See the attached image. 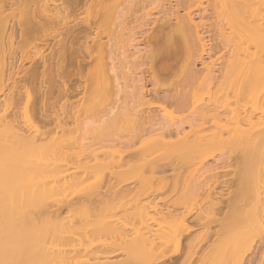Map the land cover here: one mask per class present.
Instances as JSON below:
<instances>
[{"label": "bare ground", "instance_id": "1", "mask_svg": "<svg viewBox=\"0 0 264 264\" xmlns=\"http://www.w3.org/2000/svg\"><path fill=\"white\" fill-rule=\"evenodd\" d=\"M176 1V5H180L183 10H174L172 18L167 14V16L161 17L160 20L158 17V19L156 18L157 20L153 19V22H159L160 24L151 26L152 28L149 27L150 34L146 31L151 42L147 55L149 61L146 63L147 60L144 58L140 60L143 61L144 59L145 62H142L145 63L143 64L144 66L151 64L148 67L149 69L144 67L150 71V77H156L164 71L169 74L171 70L172 74H177V72L174 73L173 71L175 68H173V65L176 62L182 63L174 65L176 67L178 65V73H180L179 67L185 68L183 73L186 74V77L182 81V88L179 89L178 86H175L176 88H171L172 91L161 92L157 88L151 87V89H148L147 84H140V88L139 86L135 88L134 85L133 89V87H130L133 82L131 83L132 85L127 83L129 80H126L128 77H125L127 71L130 70V63H124L126 59L124 57L125 51L121 47H124V42L129 38V33L133 34L134 32L129 25L133 22H130L131 16L138 11L134 9L139 4V1L130 0L127 4L121 5L119 0H72L71 7L73 9L85 5H96L98 7V10H94L93 14H90L83 22L77 23L78 20H76L77 22L71 21L65 13L66 11H59V7L54 0H0V54H2L0 57L4 59V56L9 52H12V54L16 52V61L18 59L17 62L19 63L17 64L12 59V62L14 61L17 64L16 74L26 67L24 69L26 72L22 71L24 73H19V75H22V78L25 75L27 78L24 77V82L29 81L28 83L31 86L33 85V94L31 90L30 93L26 89L23 97L24 93L22 90L24 85L21 84L23 82V80L21 81L22 78L16 77L18 83L20 81V86H17L18 83L13 76L15 71L12 72L10 71L11 69H8V74L5 72V65L10 66L12 62H4L0 58V264H82L83 260L80 261L78 255L86 249L83 240L87 243V235L85 236L84 233L87 228L84 227L86 229H82L85 224L83 223L81 226L80 223L82 228L77 229L76 223L78 222L75 214L69 215L67 222L62 225L56 223V218L58 219L60 213L62 214V208L66 207L70 210L72 205L67 200L61 204L58 203L60 202L59 198H52L54 195L58 196L61 189H65L59 188V186L72 183L77 172H90L97 168L103 158L107 160L105 158L107 153L109 154L106 155L107 157L112 155L110 150L108 152V149L120 146V143L132 142L128 144V147L131 145L134 148L137 143L140 145L142 142H150L161 136L164 145H169L168 148L172 144V147L174 145L177 146L175 144L177 142L179 145L184 143L188 146V142L190 143L191 141L188 138L189 132L192 131L189 129L193 128V126L200 128L196 131L199 135L202 132L206 133V129L208 132L210 128L204 127L206 125V110L214 111L220 118L225 110L222 104L226 101V99L225 101L223 100L224 102L221 101L223 96L221 98L220 96L216 97V99L221 101V105L219 103H216L219 104L216 105L215 101L214 104L212 103V97L209 96L206 99L204 94L206 91L201 96L199 94L201 92H198L201 91L200 88L206 87L204 84L207 77L208 81H215L216 85L220 84L218 85L219 89L224 87V82L221 81L223 79H221L222 75H215L214 71H212L213 63L211 61L207 62L205 58L211 42H213L211 47L215 48L216 46L227 51L229 72L232 69L231 72L234 71L235 73L234 77L237 83L233 87L234 83L231 81L233 77L230 78L232 86L230 88H235L236 93L232 90L230 97L232 98L234 96L233 93H235L236 102L235 104L232 102L233 105L231 106L232 108L233 106L236 107L231 109V112L230 108L228 111L233 113L230 115L233 116L231 118L234 121L231 119L232 121L230 122V119L228 120L227 118V123H233L234 128L231 127L232 125L230 127L235 132L237 131L241 141L234 135L238 142L245 143V145L243 143V146L241 144L239 149L243 148L239 151L244 152L245 149L246 154L252 153L251 157H248L250 158L249 160H252L251 164H248L249 166L245 163L246 161L247 163L249 162V160H245L248 159L246 156L244 157L245 159L241 156L245 162L239 159V155H244L245 152L243 154L240 152L237 156L241 160L240 162L245 164V166L243 164L246 167L245 169H247V166L249 167V172H246V170L243 171L244 167L239 166V168L241 167V172L248 173L246 176H249L251 186L248 184V187L255 190L253 194L251 193L253 191L250 190V196L251 194L252 196L255 195L254 197H257L255 203L257 200L259 202L257 205H260L259 208L261 207L260 211L259 208L256 211V208L254 209L252 205L256 214L252 213L255 219L254 221L250 219V222L254 223L251 222V224L248 221L245 223L248 228L249 224L253 227L256 226V230L255 228L254 230L250 229H253V227L249 229L252 233L258 231L254 232L256 235L260 233V241L258 240L259 236H257L260 245L257 242L256 250L251 252L244 247L243 249L246 252L247 250H249L248 253L250 252L247 255L241 248L242 253L237 254H241L239 261L237 257V262L249 264L261 257L262 254L258 255L257 249L261 251L259 247L264 246V0ZM206 8L209 10H206ZM72 11L76 12L77 10ZM68 12L70 13V10ZM206 12L207 16L212 19L211 24L215 29V34L211 32L214 34L211 36H206V29L208 28H206V22L204 23L203 21L206 19ZM164 21H167L168 25ZM15 33H18V35L13 38ZM143 40L141 39V41ZM146 41L148 40L146 39ZM6 50L8 53H6ZM121 50L123 54L120 52ZM12 54L11 57H13ZM120 54L125 58H120L121 63L123 62L124 64L122 65L123 67L119 63L118 56ZM7 58L11 59L10 56H7ZM196 60L199 61V69L196 68ZM127 63L129 67H126L128 66L125 65ZM171 64L173 65L171 66ZM137 65L141 66L138 63ZM124 66L126 67L124 69L126 71V73L124 72L125 76H123L124 74L122 75ZM16 74L14 75L18 76ZM120 75L125 78L124 82L127 84L120 82L123 81V78L120 79L122 77ZM181 75L183 77V74ZM172 76L176 78L175 75ZM141 78L143 79L142 76ZM26 79L27 81H25ZM151 79L148 81H151ZM145 80L147 81V79ZM152 81H155V79ZM179 81L181 82V80ZM176 83L179 82L176 81ZM152 84L155 85L154 82ZM176 85H181V83ZM218 86L216 87L218 88ZM137 88L139 90H136ZM132 89L136 90L135 93H132L134 94L133 96L131 94ZM133 98H137V100L136 102L133 100L131 104ZM227 101L229 102V100ZM152 103L159 105L154 106ZM166 105H171L170 107L172 105L178 106L176 108L182 111L179 112L178 120L175 121L173 114L170 115L165 111ZM228 105L227 103L225 107H230ZM234 109L236 110L232 112ZM164 114H167L166 117L163 116ZM215 114L213 115L215 116ZM225 118H223L224 121ZM220 122L223 121L220 120ZM183 125L185 127L187 125L189 132L186 131ZM196 132H193L195 136ZM193 133L191 132V134ZM94 136L103 137L107 144L101 145L95 141L94 143ZM145 145H136L135 149L139 147L137 148L138 152H135L130 146L133 150L131 149V155L128 153L129 155L127 156H134L132 155L134 152L136 153L135 156H137V153L139 154L140 152V147L142 148L143 146L144 148ZM237 145L239 146V144ZM261 145L263 146L262 149H260ZM187 149L189 148L183 149L182 145L175 149L180 153L177 156L180 157L181 153L187 151ZM169 150L172 149L170 148ZM189 150L191 151V149ZM166 151L168 153V149ZM187 152L189 153V151ZM143 153H140V155ZM160 153L161 155L163 154L162 151ZM114 154L117 155V153ZM140 155H138V159ZM184 155L187 154H183L182 157ZM153 157L157 159L159 156L155 155ZM174 157L176 158V156ZM184 157L187 159L186 156ZM190 157L188 156V158ZM120 158L118 155V160L116 159V161L118 162ZM111 159L110 162L115 160L112 159V161ZM142 159L144 160L143 157ZM201 159L199 158L200 161ZM204 161L206 160L204 159ZM128 162H131V160ZM169 162L167 165L171 163ZM119 163L121 164V162H118L117 166L114 163L110 165L118 168L120 167ZM201 163L197 166L199 167ZM128 164L130 165V163ZM203 164L200 168H203ZM173 165V163L169 165L164 172L167 170L171 172L170 170L175 169L174 166L176 165ZM193 167L194 171H192ZM113 168L110 169L112 170ZM120 168H124L125 171V163L124 167ZM191 168V173L194 172L192 174H195L197 168L194 165ZM239 168L237 169L238 171ZM154 169L156 168H152V170ZM189 169L187 168L186 170ZM200 170L202 172V169ZM120 171L122 172V169ZM147 172H150V169ZM239 172L237 173L238 175ZM244 190L242 188V191ZM245 193V197H247V191ZM47 199L50 202H47ZM252 204H254V199ZM257 205L256 207H258ZM258 211L260 214H257ZM155 215L157 216V213ZM115 217L120 216L117 215ZM80 218L81 221L79 222H85L84 217ZM111 218L106 220V223L103 221L105 228L108 222L114 221ZM123 220L125 221V217ZM118 222L121 226H126L124 225L125 223H121L119 220H117V223L114 221L116 225H119ZM112 223L109 225H112ZM116 225H112L113 228ZM124 228L127 229V227ZM250 230H248L249 233L246 231L243 234L246 238L247 236L248 238L250 237ZM144 231L143 233H145ZM152 233L155 232L152 231ZM114 236L119 237L120 235ZM138 236L140 235L136 233V238ZM84 237L86 238L84 239ZM118 237L115 238L118 239ZM126 237L128 238V236ZM148 237L146 235L147 239ZM242 237L244 241L242 239L241 242L245 244L248 238ZM115 238L112 241L109 237V240L114 242ZM133 239L135 238H132V240L125 238L124 241L132 244L138 240L135 239L133 241ZM142 239L143 237L139 241L141 240L142 242ZM124 243H122L124 246L129 244ZM122 244L120 243L122 248H124ZM124 253H120L119 256H123ZM124 256H126V253ZM191 256L192 253L190 254ZM104 259L101 258L107 264L114 263L110 261V257H105ZM118 259L117 256L116 260ZM121 259L115 262L119 263ZM171 261L174 260L171 259ZM103 262L100 263L102 264ZM154 264L158 263L155 262ZM234 264H238L236 263V258Z\"/></svg>", "mask_w": 264, "mask_h": 264}, {"label": "rangeland", "instance_id": "2", "mask_svg": "<svg viewBox=\"0 0 264 264\" xmlns=\"http://www.w3.org/2000/svg\"><path fill=\"white\" fill-rule=\"evenodd\" d=\"M54 1H55V4H57L59 7V11H61V10H63L64 12L66 11L65 13L69 16V18L71 19L72 22L73 21L75 22L76 20H78V22L77 21L76 22L81 23L86 18H88V16L90 14H93L94 10H98V7L96 5L79 6L77 9L76 8L73 9L71 7L72 0H54ZM128 1H130V0H119V3H121V5H125L128 3ZM138 1H139V4L136 5V7L134 9V10H138V11L136 12V14H133L131 16L130 22L131 21H133V22H131L129 25L131 27V29L134 31L133 32L134 35L129 33V38H127L125 40V42H124L125 44L123 45L124 47H121V49H124V51H125L124 57L126 59L123 56H121V54H120V56H118L119 60H120V62L118 61L119 63H121L120 58L125 59L124 63H126V62L130 63L129 64L130 67H129L128 63L125 64V65H128L126 67H129V69H130L127 71L128 74L124 70L126 68L124 66V68H123L124 71L122 70L123 71L122 75L125 72L126 76H125V74L123 76L128 77V78H126V80H129V82L127 81V83L131 84L133 82L132 83L133 85L131 84L132 86L128 85L130 87H133L135 85L134 86L135 88L138 86L140 88V86H141L140 84H142V85L147 84L148 89H151V87L154 89L157 88V89H159L158 91H161V92L162 91H172V89L176 88L177 86L179 89H181L182 88V81H183L184 77H186V74L183 73V70L185 69L183 67H179L180 73H178V65L180 62H176L178 64L177 67L174 66L176 63H174V65L171 64V66L173 65V68L174 67L176 68V69L174 68L173 71H174V73L177 72V74H172V72H171L172 70L170 69L171 73L169 72V74H167L164 71V72L159 73L156 77H152V76L150 77V71L148 70L149 69L148 67L151 64L150 65L146 64V66H144L143 64H145V63H142V62H145L144 59L147 60L146 63L149 61L148 57H147L148 50L151 47V42L149 41V36H148L149 30H150V28H152L151 26H155V25L160 24L159 22L158 23L153 22L154 21L153 19H156L158 17L160 20L161 17L167 16V14H169L170 18H172L173 14L175 12L174 10H183V9L180 5H178V6L176 5L177 4L176 0H136V2H138ZM68 10H70V13L68 12ZM72 10H77V11L75 12ZM206 10H209V9L206 8ZM70 14H71V16H70ZM76 17H77V19H75ZM195 18H197V20H198V17L196 15H195ZM203 21H204V23L206 22V28H208V29H206V33H207L206 36L214 35L215 29H214V26L211 24L212 19H210L207 16V12H206V19ZM153 23H154V25H152ZM164 23L166 25H168L167 21H164ZM129 26H128V28H130ZM208 30H209L210 34L208 33ZM146 31L148 33H146ZM130 32L132 33V31H130ZM211 32L214 34H212ZM144 34L147 37L143 36ZM17 35H18V33H15L13 38H16ZM131 35H132V37H130ZM142 37H144V38H142ZM141 39L142 40L145 39V40L141 41ZM146 39L148 41H146ZM211 44H213V42L210 43L209 51L207 52L205 58H206L207 62L211 61L213 63L212 64V71H214V74L215 75H222L221 79L222 78L223 79L222 80L220 79V80L222 82H224V87L222 86L223 85L222 84L221 86L223 88L220 87L222 89H219L218 85H220V84L216 85L215 81H211V80L208 81V77H207L206 83L204 84V86L206 85V87H204L206 90L204 88H200L201 91H198V92H201V93H199L201 96L202 93H204L206 91L204 93L206 96V99L209 96L212 97V99H213L212 103L213 104L215 101V104L219 103L221 105L220 102L223 100L225 101V99H226V101L225 102L223 101V102H224V104L227 102L229 104L228 106H230V107H225V106H227V103H226V105L222 104L224 107L221 106V107L225 108V110H227V111H225L223 109L224 114L222 116L223 118L226 117L225 118L226 122L224 121V119L221 116L219 118V116L217 114H215L214 111L211 112V111L206 110V125L204 127L208 128V129L210 128L209 129L210 131L208 130V132H207V129H206V133L202 132L199 135L196 131H198L200 128L193 126V128L194 127H196V128H194V129L191 128L189 130L190 131L192 130L191 131L192 133L195 131L196 132L195 133L196 136H195L194 133L191 134V132H189L187 125H186V127H185V125H183L186 128V131H188L190 133L188 138L191 141H190V143L188 142V144H187L188 146H186L184 143L179 145V143L177 142V143H175V144H177V146L174 145V147H175V149H177V148L181 147V145H182L183 149H186V147H187V148L191 149V151L189 149H187V151H189V153L187 151H185V152L183 151L184 153L183 152L181 153V156H180L181 158L179 156H177V155H180L179 152H181V151L178 149V151H179L178 152L177 150L173 149L174 148V147H172L173 144L170 145V148L173 151L169 150L170 149V148H168L169 145L168 146L164 145V143L162 141L163 138L161 140V136L159 138H157L156 140H153L150 142H145L146 145L143 142L140 143V145H142V144L145 145L144 148L142 146L143 150L144 149L145 150L143 153V150L140 147V150H139L140 152H139V154L137 153V156H135L136 155L135 152H138L137 148H139V147H137L136 149H135V147H136V145L140 146L138 143L136 145H134V148L131 145H129V147H128V144H130L132 142L120 143L121 145L120 144H118V145H120L122 148L120 146H115L114 148L108 149V152L111 151V154L114 157L112 155L107 157L106 156L108 154L107 153L105 155V158H107V160H105L103 158L101 160V164L99 166H97V168L93 169L90 172H77L76 176L74 178V181L70 184L60 185L59 188H65V189L64 190L61 189V192L60 193L58 192L59 194L56 193V194H58V196L54 195V197H52L53 199L59 198L60 202H58V203L62 204L65 202V200H67L68 202H70L72 204L70 206V208H71L70 210H69V208H66V207L62 208V210H61L62 214L60 213V215H59L60 217L58 219L56 218V223L58 225H62L64 223H66L68 220V216L75 214L76 215L75 216L76 221L78 222V223H76L77 229H81L83 227L82 229L85 230L87 228V231L83 230L85 233V236L87 235L86 236L87 238L84 237V239L85 238L87 239V241H86L87 243H85V241L83 240V244H84V247H86V249L84 250L83 253L81 252L82 254L80 253V255H78L80 261L83 260V263H86V264L87 263L88 264L99 263V264H101L100 262H103V260H101V258L104 259L105 257H110V261H113L115 264H148V262H151L149 264H152V263L154 264L155 262L158 264H234L235 258H236V263L241 264L240 262H237V257H238V261H239V257L241 254H239V255H237V254L242 253V251L244 252L245 251L243 249L244 247H246L245 249L248 248L250 250V252L256 250V246H258L257 244L260 241L259 239H260L261 235H260V233H257L258 235L254 234V232L256 233L258 231H254L252 233L251 230H254V228L256 226L253 227V226H251V224L254 223L252 221H254V219H255L254 218L255 216L252 213L256 214L255 210L257 211V209L259 208L260 205H257V203L259 204V202L257 200L255 203V199L257 197L255 198L254 197L255 195L252 196V194L254 193L255 190H252L253 188L250 189L251 186H250V182H249V178H248L249 176L248 177L246 176V175H248V173L245 174L246 172H249V169H248L249 165L248 164H251L250 162H252V160H249L250 158H248V157L252 153H250L248 151L250 154L248 152H247L248 154H246V152H245L246 150L244 149L245 154L239 155L240 152H241V154L244 153L242 151H239L243 148V147H241V149H239L241 144L243 146L244 142L243 143L240 142L241 140L239 138L237 131L235 132V130L233 129L234 128L233 123H230L232 121L231 119H233V118H231L232 115H230V114H233V113H230L231 109L236 107V106L235 107L233 106V108H232V106H231V105L235 104V102H236L235 101L236 100L235 99V93L236 92H235V88L232 89L230 87H232V86L235 87L237 80L234 77V75H235L234 71L231 72L232 69H230L231 71L229 72V68H228L229 65L227 66V64H229L227 62V60H228L227 51L223 48L216 47L215 45H212V46H215V48L211 47ZM217 48H218V50H217ZM220 50H221V52H220ZM120 52L122 53L123 51L121 50ZM6 53H8V51ZM9 53L6 54V56H4L5 60L3 59V57L2 58L0 57V58L3 59L4 62L9 61L11 63L12 59L14 61H16V56H17L16 52H14L13 54L11 52L10 55H9ZM11 54L13 55V57H11ZM0 55L2 56V54H0ZM7 56L8 57L10 56L11 59H9V58L6 59ZM142 58H144L143 61H140V60H142ZM14 61L10 65V66H12L11 68L9 65H5L6 66L5 72H7L8 69L9 70L11 69L10 71H12V72H14L16 70V66L19 62H17L18 59L16 61L17 64H15ZM9 62H8V64H9ZM137 63L140 64L141 66L137 65ZM180 64H182V63H180ZM122 65H124L123 62L121 63V66ZM8 66H9V68H7ZM25 66H26V63H25ZM231 66L234 68L233 64ZM231 66H230V68H231ZM144 67H146L148 69H146ZM170 68H172V67H170ZM196 68L197 69L200 68L199 61H197V60H196ZM24 69H22V71H25ZM22 71L19 73L23 74L24 72L22 73ZM144 71L147 74L146 76H145ZM148 71H149V73H147ZM216 72H218V73H216ZM19 73L17 72V74H16V71L13 73L15 80H16V77L17 78L20 77V79L22 78V75L20 76ZM232 73H234V74H232ZM7 74H8V72H7ZM14 74H16L18 76H15ZM170 74H171V76H170ZM181 74H183V77ZM11 75H12V73H11ZM122 75H120V76H122ZM172 75H175L176 78H174V76H172ZM179 75H181V77H179ZM230 75H231V77H230ZM23 76L26 77L25 75H23ZM123 76L120 77V79L123 78ZM141 76L143 77V79L141 78ZM24 77L21 79V81L23 80V82L25 79ZM169 77H170V80H169ZM151 78H154L155 81H152L154 79H151ZM230 78H232L231 81H232V83H234L232 86H231ZM145 79H147V81ZM149 79H151L152 83L154 82L155 85L152 83L150 85L151 81H148ZM179 80H181V82ZM235 80H236V82H235ZM25 81H27V79ZM124 81H125V78H123V81H120V82L126 83ZM142 81H144V82H142ZM176 81L181 83V85H176V84H179V83H176ZM23 82L21 83L22 85H24V89H25V90L24 89L22 90L24 93L23 97L25 96L24 91H26V89L30 93L32 91V94H33V90H32L33 85L31 86L28 83L29 81L24 82V84H23ZM229 82H230V84H229ZM17 83H18V81H17ZM19 84H20V81H19L17 86H20ZM155 86H157V87H155ZM170 86H172V87H170ZM216 86H218V88ZM134 87H133V89H134ZM227 87L230 88V92H229V88H227ZM196 89H198V88H196ZM136 90H139V89L137 88ZM136 90L131 91V94L133 92L135 93ZM232 90L235 92V93H233L234 96L232 94V96L234 97V98L232 97L233 100L230 97L231 96L230 93H232ZM226 91H227L226 94H228V95L225 94ZM198 92H196V94H198ZM133 95L134 94H132V96ZM132 96H131V98H132ZM219 96H220V98L223 96L221 98V101L219 99H216V97H219ZM133 100L136 102L137 98H135V99L133 98L131 104L133 103ZM227 100H229V102ZM232 102H233V104H232ZM219 104H216V105H219ZM153 105L158 106L159 104L157 105L156 103H154ZM170 106L171 105H166L165 111L170 115L173 114L172 116L174 117V120L176 121L179 119V116H180L179 112L181 110H179V108H176L178 106H176V107L174 105H172V107H170ZM229 108H230V112H228ZM235 110L236 109L232 110V112ZM225 112H226V114L227 113H229V114L226 115ZM162 113H164V112L162 111ZM213 114H215V116ZM166 115L167 114H164L163 116L166 117ZM208 116H210V117L208 118ZM211 118H212V120H211ZM227 118H228V120L230 119L229 123H227L228 122ZM165 119H167V118H165ZM219 119L222 120L223 122H220ZM233 121H234V119H233ZM223 124H224V126H223ZM228 124H229V126H228ZM230 126L233 128H231ZM228 130L230 131V133H228L229 132ZM234 134L239 138V140H240L239 142H238V140ZM233 135H234V137H233ZM192 136H195V137H192ZM97 137L98 136L93 137L94 138L93 142L95 141L96 143L101 144V145L107 144L105 142L106 140H104L103 137L102 138L98 137V140H97ZM95 138H96V140H95ZM196 138H197V140H196ZM189 140L187 139V141H189ZM194 140L196 143L194 142ZM193 142H194V144H193ZM237 144H239V146ZM154 145H156V146H154ZM183 145H185V147H183ZM189 145H190V147H189ZM244 145H245V143H244ZM130 146L135 150V152L132 153V155H134L135 157L134 156H132V157L127 156L133 150ZM151 146H153V147L151 148ZM124 147H125V149H124ZM191 147H193V148H191ZM260 147H261L260 149H262L263 146L261 145ZM166 149H168V153H167ZM129 150H130V152H129ZM159 150H160V152L161 151L163 152V154H162L163 156L161 155ZM194 150H196V151H194ZM126 151H128L127 154H126ZM165 152H166V154H164ZM114 153H117V155ZM140 153H143L142 155H145V156L140 155ZM191 153H193V154H191ZM167 154H169V155H167ZM173 154H174V156H176V158L173 156ZM183 154H187L184 156H186L187 159H190V160H187L184 156L182 157ZM118 155H119V158L120 157L122 158V160H120L121 159L120 158L118 161V162H121V164L119 163L120 167H122V166L124 167V163H125V166H126L125 171L126 172L124 171V168H120V167L117 168L116 167L117 166L116 164H118V162L116 161V159L118 160ZM138 155H140L139 159L137 158ZM155 155H158L159 157L157 159H155L153 157ZM164 155H167V156H164ZM171 155H172V157H171ZM237 155L240 156L239 159H241V160H243L242 158H244L245 156L248 158V159L244 158L245 160H249L248 163H247V161L245 162V160H243V162H245L248 165V166L246 165L247 169H245L246 168V167H244L245 164L240 162L241 160L238 159ZM188 156L189 157L191 156L193 159L191 157L188 158ZM241 156H243V157L241 158ZM142 157L144 158V160L142 159ZM162 157H165V158H162ZM236 157L238 160L236 159ZM109 158L110 159L112 158L113 160L114 159L115 160L113 161L111 159L113 162H110ZM127 158H129V159L127 160ZM130 158H132V159H130ZM199 158L200 159L202 158L203 160L201 159V161H200ZM171 159H173V160L171 161ZM204 159L206 161H204ZM130 160H131V162H128ZM169 160L171 163L169 162ZM193 160L195 161V163ZM143 161H144V163H143ZM192 161L194 164L192 163ZM127 162L130 163V165ZM168 162L170 163L169 165H171L172 163L174 165H176V166L173 165L175 167V169H173V170H175V171L170 170L171 172H169V170H167L164 172V170H166V168L169 166V165H167ZM188 162L191 164L189 165ZM201 162H203L204 164ZM113 163H114V165H116V166L113 165V167H116V168H113L111 166ZM200 163H201V165H199V167H198L197 165ZM238 163H240V164H238ZM202 164L204 165L203 168L205 166H206V168H204V169L200 168V167H202ZM243 164H244V166H243ZM192 165H194L195 168L198 167L195 170V174H192L194 172L191 173ZM239 166H241L242 168L244 167L243 171L246 170V172L245 173L241 172L242 170L240 169L241 167L239 168ZM110 168H113L112 169L113 172ZM152 168H156V169L152 170ZM187 168H190L189 169L190 171L186 170ZM199 168L202 169V172ZM238 168H239V171L241 170L240 172L237 170ZM115 169L117 172L115 171ZM120 169H122V172L120 171ZM149 169H150V172H147ZM185 171H189V172H185ZM192 171H194V167H193ZM198 171H200V172H198ZM238 172H239L240 176L237 174ZM239 177H240V179H238ZM242 177L244 180L242 179ZM248 184L250 187H248ZM62 186H64V187H62ZM241 186L243 189H245L244 191H242V188H240ZM250 190H252L253 192H251ZM246 191L248 193L247 197H245ZM249 192L252 193L251 196L253 198L250 196ZM255 194H257V193H255ZM253 199H254V204H252ZM249 200H251V201H249ZM46 201L50 202L49 199H47ZM53 202H54V200H53ZM252 205H253L254 209L256 208L255 210L253 209ZM256 205L258 207H256ZM260 208H259V211H260ZM123 211H124V213H122ZM145 211H146L147 216L145 215ZM259 211L257 212V214H260ZM153 213H155V214L157 213V216ZM120 214H122V215H120ZM117 215H119L120 217H115ZM251 215H252V217H251ZM80 217H84L85 222H83V221L79 222V221H81ZM110 217H112L113 219L111 218V220L116 221V223H117V220L121 221V223H125L124 225H126V226H124V227H127V229H125L123 226H121L119 222H118L119 225H116L114 223V221H111V222H113L112 225H116V227L113 228L112 225H109L111 222L110 223L108 222L106 225V228H105L103 226V223H104L103 221H105V223H106L107 222L106 220L110 219ZM121 217H122V220H121ZM124 217H125V221L123 220ZM115 219H117V220H115ZM250 219H252V221H251L252 223L250 222ZM247 221L249 223H251V224L248 223L249 228L253 227V229L250 228L251 229L250 230L247 227V224H245V223H247ZM147 222L149 223V225ZM80 223H81V226L83 223L85 224V226L80 227ZM130 225H131V227H130ZM107 226H110L111 228L107 227ZM84 227H86V228H84ZM139 227H141V229H139ZM115 228H116V230H115ZM120 228H121V230H120ZM158 228H159V230H158ZM111 229H114V230H111ZM117 229H119L121 232ZM131 230H133V231H131ZM156 230H158V231H156ZM248 230H250V234L252 233L251 234L252 236L249 234L250 239L248 238V236H247V238H248L247 239L245 237V235H243ZM255 230H256V228H255ZM126 231H128V232H126ZM138 231H140L141 233ZM143 231L145 233H143ZM148 231H149V233H148ZM152 231L155 233H152ZM135 232L138 235H140V236H138V237H140L139 239H141L143 237L142 242H141V240L139 241L138 237L136 238ZM142 233L145 235L143 236ZM248 233H249V231H248ZM154 234H155V236H154ZM114 235H120L122 237L119 236L120 237L119 238L118 236H114ZM146 235H147V237L149 235L150 239H149V237L147 239ZM126 236H128V238ZM242 236H244L247 239L245 244H243V242H241L243 239ZM257 236H259L258 237L259 241L257 240ZM109 237L111 238L112 241L115 237H118V239L115 238L114 242H111V240H109ZM112 237H114V238H112ZM124 237L126 239H129V240H132V238H135L138 240L136 241L137 243L133 242L135 244H133V243L130 244L129 242H128L129 243L128 244L127 242L124 241L125 240ZM144 237H145V240H144ZM253 237H255V238H253ZM154 238L155 239L157 238V239L155 240ZM135 239H133V241H135ZM243 241H244V239H243ZM119 242L121 244L125 242L128 245H126L124 243L125 246L122 244L124 247V248H122V246L120 245ZM146 242H148V243H146ZM149 242L151 245L149 244ZM244 245H246V246H244ZM259 245H260V243H259ZM148 246H149V248H148ZM151 246H152V250L150 251ZM249 246H250V248H249ZM241 248L243 249L242 251H241ZM259 249L264 253V246L263 245L260 246ZM249 250H247V252L245 251L246 255L250 253V252L248 253ZM123 251L126 253V256H124L125 253ZM261 251H259L257 249L258 255L262 254L261 257L258 258V255H257L258 259L256 258L257 260H254L253 262H251L249 264H264V256H263L264 254ZM120 253H124L123 254L124 257L121 255H120L121 256L120 257L119 256ZM191 253H192V256L190 257ZM108 254L109 255L111 254L112 256L111 255L109 256ZM82 255H83V257H81ZM113 255H115V256L117 255L119 259L122 258L119 261V263L115 262V261H118L119 259L116 260L117 256L115 257ZM113 257H114V259H113ZM111 259H113V260H111ZM171 259L174 261H171ZM84 260H85V262H84ZM77 261H79V260L77 259ZM105 261L102 264H107V263H105ZM169 261H170V263H169ZM172 262H174V263H172Z\"/></svg>", "mask_w": 264, "mask_h": 264}]
</instances>
